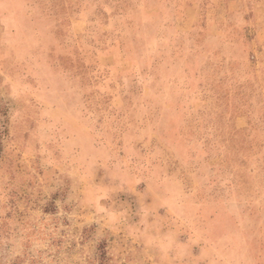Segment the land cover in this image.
Segmentation results:
<instances>
[{"label": "rangeland", "instance_id": "374dc122", "mask_svg": "<svg viewBox=\"0 0 264 264\" xmlns=\"http://www.w3.org/2000/svg\"><path fill=\"white\" fill-rule=\"evenodd\" d=\"M0 264H264V0H0Z\"/></svg>", "mask_w": 264, "mask_h": 264}, {"label": "crops", "instance_id": "0c3cea01", "mask_svg": "<svg viewBox=\"0 0 264 264\" xmlns=\"http://www.w3.org/2000/svg\"><path fill=\"white\" fill-rule=\"evenodd\" d=\"M192 3H194V1H192Z\"/></svg>", "mask_w": 264, "mask_h": 264}]
</instances>
